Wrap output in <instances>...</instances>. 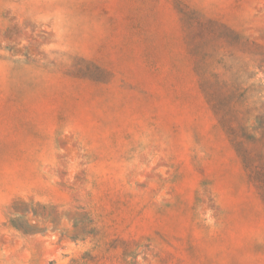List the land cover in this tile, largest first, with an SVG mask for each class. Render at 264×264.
Listing matches in <instances>:
<instances>
[{
    "label": "rangeland",
    "instance_id": "rangeland-1",
    "mask_svg": "<svg viewBox=\"0 0 264 264\" xmlns=\"http://www.w3.org/2000/svg\"><path fill=\"white\" fill-rule=\"evenodd\" d=\"M0 264H264V0H0Z\"/></svg>",
    "mask_w": 264,
    "mask_h": 264
}]
</instances>
